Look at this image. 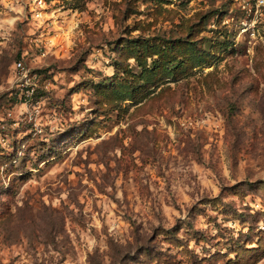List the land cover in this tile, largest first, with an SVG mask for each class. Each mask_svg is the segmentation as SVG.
Here are the masks:
<instances>
[{"label": "rangeland", "instance_id": "374dc122", "mask_svg": "<svg viewBox=\"0 0 264 264\" xmlns=\"http://www.w3.org/2000/svg\"><path fill=\"white\" fill-rule=\"evenodd\" d=\"M37 5L0 0V264H264V8Z\"/></svg>", "mask_w": 264, "mask_h": 264}, {"label": "built area", "instance_id": "2783aa9c", "mask_svg": "<svg viewBox=\"0 0 264 264\" xmlns=\"http://www.w3.org/2000/svg\"><path fill=\"white\" fill-rule=\"evenodd\" d=\"M238 2L239 8L241 9L243 16L247 19H254V17L258 16L261 9L264 8V0H236ZM38 3L37 6L40 8H44L47 4V0H36ZM42 10V9H41ZM261 14V13H260ZM38 16L42 15V12L37 13ZM248 23H245L247 26ZM16 68L18 70L23 71L24 67L22 62L16 63Z\"/></svg>", "mask_w": 264, "mask_h": 264}]
</instances>
